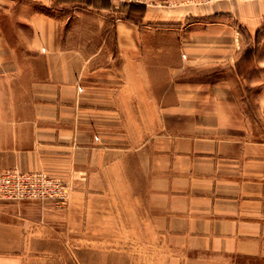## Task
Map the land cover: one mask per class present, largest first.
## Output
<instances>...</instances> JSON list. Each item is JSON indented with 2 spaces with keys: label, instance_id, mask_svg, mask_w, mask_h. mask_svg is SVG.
<instances>
[{
  "label": "crops",
  "instance_id": "1",
  "mask_svg": "<svg viewBox=\"0 0 264 264\" xmlns=\"http://www.w3.org/2000/svg\"><path fill=\"white\" fill-rule=\"evenodd\" d=\"M263 27L264 0L145 3L136 24L111 5L0 0V172L72 185L69 210L34 221L0 201V264H32L42 225L94 235L114 188L135 230L161 236V264H264Z\"/></svg>",
  "mask_w": 264,
  "mask_h": 264
},
{
  "label": "rangeland",
  "instance_id": "2",
  "mask_svg": "<svg viewBox=\"0 0 264 264\" xmlns=\"http://www.w3.org/2000/svg\"><path fill=\"white\" fill-rule=\"evenodd\" d=\"M82 3L83 0H80ZM254 0H99L97 5L109 6L119 12V15L123 16L126 21L132 24H136L141 20V16L144 12L145 3L148 5H158L159 7L169 6H212L219 2H250ZM213 17V16H211ZM238 34L242 37H246L249 33L238 26ZM258 36L254 43L255 51L258 49L260 42L259 37L264 36V27L256 32ZM244 46H252L247 39L243 44ZM250 92H244L248 94ZM254 93V92H251ZM12 169V168H11ZM22 172V171H21ZM43 172V171H36ZM46 173V172H44ZM48 174V173H46ZM53 176L51 174H48ZM62 181L60 190H57L58 197L45 200H21L13 203L28 202L31 205L32 221L40 214L38 211L42 209H49L55 211H67L69 210L68 203L72 192V185L70 180L62 179L61 177L53 176ZM114 194L110 196L109 206L110 219L104 220L105 227L96 226L95 233L92 236L80 235L78 243L76 240H72L69 232V221L64 219L60 227H57V232L54 229H48L47 227H41L36 230V235L32 236L31 262L32 264H72V262H79L80 264H119L118 262H148V264H161V262H167V252L165 251V245L162 244L161 236H154L143 233L139 234L135 230L134 203H128L129 199L133 200V196H125L123 201H120V197L116 188ZM126 199V200H125ZM122 200V199H121ZM2 201V200H1ZM127 201V203H126ZM5 202H12L5 200ZM46 204L50 207H44ZM103 203L96 204V207H102ZM47 208V209H46ZM40 217L38 216V220ZM102 225L103 219L96 218ZM43 223V222H42ZM45 223V221H44ZM147 221L143 220V226ZM143 230V231H144ZM88 242V244H87ZM76 246L79 249H76ZM38 248V250L34 249Z\"/></svg>",
  "mask_w": 264,
  "mask_h": 264
},
{
  "label": "built area",
  "instance_id": "3",
  "mask_svg": "<svg viewBox=\"0 0 264 264\" xmlns=\"http://www.w3.org/2000/svg\"><path fill=\"white\" fill-rule=\"evenodd\" d=\"M62 181L44 172H21L6 169L0 172V201L45 200L57 196Z\"/></svg>",
  "mask_w": 264,
  "mask_h": 264
},
{
  "label": "trees",
  "instance_id": "4",
  "mask_svg": "<svg viewBox=\"0 0 264 264\" xmlns=\"http://www.w3.org/2000/svg\"><path fill=\"white\" fill-rule=\"evenodd\" d=\"M98 1L99 0H83L84 4L88 7H97Z\"/></svg>",
  "mask_w": 264,
  "mask_h": 264
}]
</instances>
